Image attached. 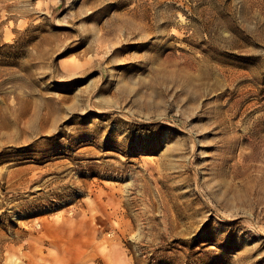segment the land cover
Wrapping results in <instances>:
<instances>
[{"label": "rangeland", "instance_id": "374dc122", "mask_svg": "<svg viewBox=\"0 0 264 264\" xmlns=\"http://www.w3.org/2000/svg\"><path fill=\"white\" fill-rule=\"evenodd\" d=\"M0 264H264V0H0Z\"/></svg>", "mask_w": 264, "mask_h": 264}, {"label": "bare ground", "instance_id": "6f19581e", "mask_svg": "<svg viewBox=\"0 0 264 264\" xmlns=\"http://www.w3.org/2000/svg\"><path fill=\"white\" fill-rule=\"evenodd\" d=\"M109 60H111V58H109Z\"/></svg>", "mask_w": 264, "mask_h": 264}]
</instances>
